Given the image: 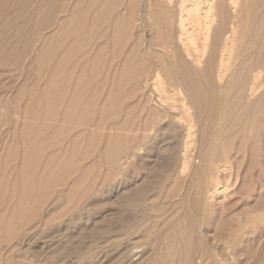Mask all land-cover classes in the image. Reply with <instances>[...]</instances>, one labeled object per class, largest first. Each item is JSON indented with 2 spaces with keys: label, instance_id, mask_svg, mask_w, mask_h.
<instances>
[{
  "label": "rangeland",
  "instance_id": "1",
  "mask_svg": "<svg viewBox=\"0 0 264 264\" xmlns=\"http://www.w3.org/2000/svg\"><path fill=\"white\" fill-rule=\"evenodd\" d=\"M76 1L0 0V64L5 58L7 35L14 46L13 55L21 50L19 42L26 41L20 63L11 58L7 67L0 66V264H184L186 251L191 254L192 263L196 256L213 264L214 254L222 259L232 254L234 248L235 258L244 264L246 257L241 252L244 244L252 247L249 263L257 264L251 232L264 220V216L253 217L257 207H264L254 198L257 183L260 179L264 183V84L247 111L244 121L250 118L252 122L247 127L244 124L241 135L245 136L244 140L238 141L241 136L237 139L224 136L225 146L218 147L215 153V158L223 160L228 146L227 158L232 171L220 172L218 178L220 182L236 181L237 191L232 197L236 201L232 207L235 220L219 210L201 212L197 180L206 172L204 166L202 170L194 169L178 186V193L184 194L186 204L168 212L165 226L157 232L159 239L148 250L149 255L141 254L138 259L129 261L128 249L132 246L120 244L118 233L114 231L115 222L120 218L117 202L121 197L131 200L124 207L127 210L125 220H129L134 215L140 217L141 209L147 213L152 204L165 200L154 186L146 184L141 195L133 193L143 184V177H154L156 173L148 169L153 164H163L167 153L160 154L155 150L146 159H140L144 155L139 154L131 161L133 164L128 166L123 180L117 181V161L113 157L124 141L118 134H131L130 131L121 132L119 128L124 122L127 129H141L153 124L156 113L153 105L158 102L152 89L153 76L159 72L166 81L172 79L168 73L174 69L172 55L181 58L182 53L162 35L175 32L174 27L168 25L161 28L165 14L157 0H149V10L144 0H135L134 6L130 4L131 0H80L77 4ZM102 4L108 10L106 29L117 21L123 26L129 13H134L132 38L123 43H117V38L113 41V34L110 35L113 28L107 38L98 41L94 37L84 48L90 61L80 74L69 55L71 37L66 39L64 32L71 24H77L79 14L89 8V17L79 37L88 34L90 18L99 13ZM63 6L65 13H62ZM261 9L259 3L256 17L248 16L244 9L236 18H229L228 21L237 26L242 41L232 84H215L213 95L231 100L238 89V83H235L240 79L238 76L251 68L256 48L254 38L258 41L260 34L256 24L263 16ZM49 12L52 22L50 26H44V16ZM22 13L27 15L23 29ZM212 33L213 27L209 55H206L200 72L194 75L198 82L196 86L202 89L208 87L207 67H210L215 82ZM128 64L133 72H140L137 90L130 96L123 92L110 95V89L115 87L113 72ZM100 65L102 71L109 70L105 84H102L103 74H91ZM57 71L58 76L53 74ZM145 80L146 87L141 89ZM76 93L79 97L73 96ZM79 120L86 124L78 125ZM163 138L168 139V135L164 134ZM236 152L240 153L237 158ZM172 185L170 181L158 187L166 194ZM149 188L154 190L150 192ZM140 199L143 205L138 204ZM261 201L264 202V191ZM194 211L198 213L195 217L191 213ZM156 223L162 227L161 221ZM132 224L133 221L129 222ZM226 224L227 229L231 225H241L243 229L239 234L223 235L219 229ZM106 227L112 230L111 233L101 234ZM84 236L86 239L81 240ZM91 241L94 243L90 244ZM91 248H98L100 253L89 261L87 252ZM95 249L92 252H96Z\"/></svg>",
  "mask_w": 264,
  "mask_h": 264
},
{
  "label": "bare ground",
  "instance_id": "2",
  "mask_svg": "<svg viewBox=\"0 0 264 264\" xmlns=\"http://www.w3.org/2000/svg\"><path fill=\"white\" fill-rule=\"evenodd\" d=\"M80 0L76 1L79 2ZM146 1H148L146 3ZM165 15L162 18L163 23L161 28L167 25L171 28L174 27L175 33L164 32L162 35L167 37L168 43L173 42L182 53L181 58H177L172 55L173 70L168 71L172 79L166 81L159 72H155L152 79V89L158 102L153 105L156 113L153 115L155 119L152 121V125L143 127L141 129H133V127L127 129L125 122L120 126L121 132L130 131L131 134L119 133L118 137L122 142L118 148V152L114 155V161H117L115 179L122 181L128 166L133 164L135 158H138L139 154L144 156L140 159H146L150 153L158 151V153H167L166 159L163 164H153L148 170L155 172L154 177H143L139 187L136 188L133 194H140L144 188V184L147 186H154L155 190H158L159 195L165 196V200L157 201L152 204L149 211L146 213L144 208L140 211L143 212L140 217L134 215L129 220H125V214L127 210L124 209L131 200L121 197L117 204L118 217L115 222V232L118 233L120 244L126 246H132L128 249V260L135 258L138 259L141 254L149 255V249L152 243L157 241L159 234L157 232L163 229L164 219L167 218L170 210H177L178 206L185 205L186 200L183 193H178V186L189 178L192 170H202L206 172L203 177L197 180L198 196L201 202V212H213L216 210L225 213L231 220L234 221V215L232 214V207L235 202L232 197L235 195L237 189L235 188L236 181L220 182L218 175L223 171H232L229 159L227 158V152L224 155V159L220 160L215 158L218 147L225 146V139L232 137L237 139L242 135L244 130V124L250 126L252 119L244 121L247 116V111L251 107V101L258 95L264 84V0H157ZM261 4V10L263 16L260 22L256 24L259 36L254 38L255 50L252 56V64H250L249 71L245 74L240 73L235 83H238V89L231 100H227L225 97H218L213 95L216 91L215 84L217 85H230L232 84V76L236 67V60L238 58V48L242 41V36L239 33L237 26L234 22H229V18H236L238 13L243 12L245 9L248 16H257L258 4ZM130 4L135 5V0H131ZM145 7L150 8L149 0H144ZM75 6V5H74ZM89 8L82 11L78 16V23L71 24L66 33V39L71 37V42L68 46L69 55L74 59V67L79 68L78 73L84 72V66L89 63L90 59L87 57L88 52L84 51V48L96 38L100 41L102 38H107L110 34L111 28L113 32L110 34L113 41L117 38L118 41L127 42L131 36V18L134 17V13H129V19L123 21H117L107 29V16L108 10L105 8V4L98 10V14L90 18L91 25L90 31L84 36H80L81 31L85 28V21L89 17ZM66 9L62 8V13H65ZM88 12V14H87ZM168 12L170 16H168ZM75 16V13H72ZM27 15L22 13L21 15V29L24 28V24L27 23ZM44 26H50L52 22V14L49 12L47 16H44ZM71 19V18H70ZM69 19V20H70ZM62 24V23H61ZM60 24V25H61ZM249 25V21L247 22ZM213 27V77L210 67H207L206 77L208 87L202 89L196 84V75L200 72V69L205 62L206 55L208 56L209 43L211 39V31ZM228 30V33H226ZM18 31V30H16ZM99 31V32H98ZM97 32V33H96ZM262 32V33H261ZM63 33V34H64ZM9 34V33H8ZM62 34V37H63ZM96 35V36H95ZM95 37V38H94ZM5 58L0 66L7 67L9 60L13 58L15 63H20L23 59L26 41L21 40V50L18 53L12 54L14 46L10 43V36L7 35L5 40ZM104 44L103 48H106ZM101 49V48H100ZM100 51V50H99ZM172 52V51H171ZM170 52V53H171ZM208 53V54H207ZM80 66V67H79ZM103 66L100 65L98 70L91 71L92 75L103 74L102 84H105L109 70H101ZM180 69V71L178 70ZM58 76L59 71L54 72ZM140 72H133L130 68V64L123 65L120 69L117 68L112 74V84L115 87L110 89V95L114 93H125L127 95H133L137 90V82ZM89 80V79H88ZM147 80L143 81L141 89H145ZM80 93V92H79ZM79 93L74 94V97H79ZM96 93H99L96 91ZM212 93L209 96L205 94ZM101 94V93H100ZM78 95V96H76ZM49 97V96H47ZM50 98V97H49ZM118 99V98H117ZM147 106L150 107L148 99L146 100ZM92 108L91 106H89ZM113 108L112 106H110ZM102 108H104L102 106ZM255 110V109H254ZM236 112L235 115H232ZM256 112V111H255ZM159 122V123H158ZM78 125L86 124L84 120H79ZM46 125V124H44ZM43 125V126H44ZM242 128V129H241ZM241 129V130H240ZM138 131L140 133L136 134ZM168 135V139H164L163 135ZM214 136V138H213ZM245 136L239 138V142L244 140ZM214 141V144H213ZM131 142V143H130ZM145 153V154H144ZM157 153V152H156ZM157 153V154H158ZM224 152H222L223 155ZM239 152H236L235 158L239 156ZM244 154V153H243ZM255 158V156H253ZM257 157V156H256ZM116 159V160H115ZM241 159H245V156H241ZM241 160V161H242ZM203 162V164L201 162ZM131 162V163H130ZM155 162V161H154ZM146 168V167H145ZM238 172L235 174L237 178ZM173 184L170 190L165 194L161 193L158 185L163 186L165 183L170 182ZM154 189L149 188L152 192ZM264 183L260 179L255 187L254 198L260 200V204L264 205L261 201L263 197ZM178 193V194H177ZM141 195V194H140ZM139 205H143V201H138ZM197 208L199 209V202H197ZM193 211V209H192ZM254 218H261L264 216V207H257ZM193 217L198 213L196 211L191 212ZM137 217V218H136ZM129 225V222H132ZM156 221L162 222V227L159 228ZM203 221V219H201ZM201 226L199 223L198 228ZM201 229V227H200ZM243 226L238 225L234 227L231 225L227 229L226 225H221L220 232L223 235L239 234ZM112 230L109 227L101 233L107 235ZM202 232V231H200ZM237 232V233H236ZM163 232H161L162 234ZM168 234V233H166ZM165 234V237H166ZM96 235H94L95 237ZM129 236V242L127 241ZM201 236V234H200ZM86 239L84 236L81 240ZM91 239V238H89ZM252 244L255 247L254 253L257 258V264H264V220L262 223L251 232ZM132 240V243L130 241ZM243 241V240H241ZM94 242L91 241L90 244ZM241 245V244H240ZM84 246V245H83ZM147 246V249L146 247ZM88 249V247L86 248ZM85 249V250H86ZM91 248L87 255L91 261L95 255L100 253L97 248ZM235 251L229 253L225 258H218L215 256V262L213 264H241L239 260L235 258ZM170 252V251H169ZM231 252V250H230ZM241 252L246 257V263H249V253L252 252L250 244H244L241 248ZM195 263H192L191 254L186 251L184 264H207L201 261L200 257H194ZM198 260V261H197Z\"/></svg>",
  "mask_w": 264,
  "mask_h": 264
}]
</instances>
